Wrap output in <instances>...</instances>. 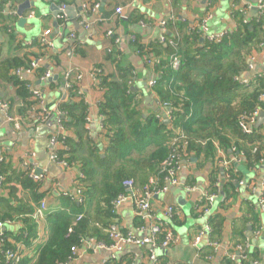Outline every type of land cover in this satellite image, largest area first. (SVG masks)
I'll return each instance as SVG.
<instances>
[{"label": "crops", "instance_id": "0c3cea01", "mask_svg": "<svg viewBox=\"0 0 264 264\" xmlns=\"http://www.w3.org/2000/svg\"><path fill=\"white\" fill-rule=\"evenodd\" d=\"M22 1L24 0H8L6 4H1L0 0L2 7L0 14L5 17L0 20V65L13 58L26 62L42 59L38 66V71L43 69L42 74L39 73V77L33 74L28 80L34 87L43 91L48 106L69 100V93L64 90V77L67 72L81 75L80 80L73 79L79 95L87 105L86 136L94 142L98 153H101L106 145L103 137L104 118L99 111L105 94V90L98 86L97 77L100 73L111 77L114 83L122 84L126 81L127 89L137 103L136 109L143 119L154 116L170 125L171 122L167 121L165 115L166 107L159 102L154 88L149 86V83L156 80L160 74L159 67L150 65V61L159 59L170 63V58L174 54L179 58L178 42L185 37L193 38V34L198 33L202 43L205 39L199 31V23L207 13L211 15L208 22L209 33L214 35L232 33L236 28L235 12L241 13L244 22L249 23L260 17L258 3L264 2V0H100L97 11L91 13L90 6L93 0H32L37 6L24 13L27 22L22 28H18V18L13 12H16L17 4ZM61 4L67 7L65 22H59L49 10L51 5L58 7ZM117 9L122 10L121 15L116 13ZM31 13L32 17L28 18ZM162 21L170 22L169 26L166 24L164 33L159 25ZM6 22L10 28L9 32L4 33L1 27ZM45 33L52 47L47 48L48 58L43 59L38 56L40 50L35 42H39ZM161 37L165 42H160ZM167 46L175 50L172 55H167L168 53L163 51ZM46 72L50 73V80L41 81ZM263 73L264 61L258 59L253 70H246L239 78L250 80L263 76ZM1 102L8 104L9 114L19 117L23 125L21 130H14L0 111V153H3L5 162L17 173L25 170L21 165L24 155L33 152L39 169L45 171V179L37 193L42 195L40 202L45 203L46 211L41 219H33L36 223L35 238L31 240L29 246L16 244L13 239H9L14 249L19 252V263H22L34 258L38 246L47 241L49 226L46 215L69 210L64 206L65 201L62 199L65 198L62 193L74 192L81 164L78 162L68 168H62L50 163L49 139L55 129L54 119L43 125H29L30 121L24 120L22 116L24 101L17 95L8 78L0 75ZM260 129L264 131V126ZM66 133L67 137L75 138L71 129H66ZM73 148L76 151L77 147ZM77 153L87 158L89 155L87 145L85 144L84 151ZM235 155V152L224 153L217 147L216 150L215 148L209 152L205 150L197 156L190 152L180 161L178 171L180 186L171 188L165 197L152 199L154 214L165 221L180 239L174 246L157 250L161 264H226L227 261H231L230 264H243V261L249 264H253L254 261L264 264V214H261L257 207L262 194L264 165L251 168L244 163V159L237 164L229 163ZM211 180H214V187L219 190L216 191L218 198L209 216L218 215L223 219V231L218 240L220 247L215 252L204 247L208 240L207 236L201 239L200 249L192 245L197 233L205 225L206 218L202 217L200 207L204 191L211 192ZM14 185L17 189L16 197L9 198L6 192L4 196L10 199L16 208L18 207L16 200H19L26 207H32L35 212L40 202L37 204L33 201L34 192L24 190L19 184ZM186 187H195L196 190L188 192ZM166 205L174 207V216L171 220L164 217L163 209ZM117 214L122 229L136 233L140 221L133 215L131 207L126 205ZM253 215H256L257 221L253 220ZM22 219L19 218L18 222H4L0 228V235L17 234L25 227ZM245 219L248 222L243 231ZM257 227L260 229L259 233ZM176 229L179 230V234ZM233 229L243 231L242 239L239 238L241 242L237 245L243 246L246 259L237 253L234 259L226 258L227 253L236 246L232 235ZM147 253V248L130 247L119 254L117 259L122 258V264H151L146 258ZM207 256L211 259L208 260ZM109 261L108 252L85 251L73 264H103Z\"/></svg>", "mask_w": 264, "mask_h": 264}, {"label": "trees", "instance_id": "16d2710c", "mask_svg": "<svg viewBox=\"0 0 264 264\" xmlns=\"http://www.w3.org/2000/svg\"><path fill=\"white\" fill-rule=\"evenodd\" d=\"M6 1L8 0H2L1 4H6ZM0 9L2 11V7ZM2 19L5 17L1 13L0 20ZM234 20L235 30L227 33L219 43H209L206 40L200 43L198 33L193 34V38L185 37L178 42L180 65L176 70L170 68L169 61L161 62L154 92L159 102L173 111L170 125L154 116L143 119L136 109L137 103L127 89L126 81L122 84L114 83L111 77L100 73L97 77L98 86L105 90V94L99 111L104 118L103 137L106 140L101 153H98L94 142L86 136L87 105L79 95L76 83H73V87L67 92L69 100L60 102L59 109L64 115V128L71 129L75 138L67 137L59 154L70 166L78 162L81 164L85 201L78 205L67 198L62 199L69 210L46 215L49 226L47 241L38 246L34 258L19 264H65L71 256V249L82 241L93 238L108 242L107 230L111 224L118 222V215L113 213L111 203L119 194L125 193L123 182L133 180L139 190L143 189L149 179L160 172L178 130L184 133L187 142L184 151L179 149L181 158L190 152L197 156L205 150H216V147L224 153L234 148L235 154H243L244 163L248 167L264 165L261 162L264 161V131L252 129L250 134H245L238 126L242 115L264 108L259 100L264 94V76L250 79L247 85L238 81L248 68V58L264 49V17L244 23L243 15L235 12ZM9 28L8 22L1 27L4 33L9 32ZM35 44L40 50L38 56L48 58L47 47L40 42ZM163 51L167 55L175 52L171 46H167L165 50L163 48ZM31 62L33 61L13 58L0 65V75L8 78L17 95L24 101L22 116L26 121H31L29 113L34 106L26 89V84L31 82L28 79L20 80L14 75V71L27 68ZM42 71L43 69H37L34 75L39 77ZM123 73L126 74L124 71ZM85 144L89 153L87 158L77 153L84 151ZM74 146L77 147L76 151ZM0 174L4 179L0 186V223L18 222L19 218H23L21 222L25 224L17 234L3 235L2 249L16 251L9 242L10 238L16 244L26 246L35 238L36 223L32 218L34 209L26 207L19 200H16V208L4 193L9 198H15L17 189L14 184H19L24 190L34 192L33 201L38 204L42 198L37 193L40 184L32 182L26 170L15 173L5 160L0 162ZM211 182V193H216L219 189L214 187V180ZM78 217L80 218L77 219ZM253 220L257 221L256 215H253ZM247 222L245 219L243 231ZM208 223L212 228L210 237L220 240L223 219L212 215ZM243 231L232 230L235 245L240 244L238 242H241L239 238L242 239ZM122 260H110L106 264H122ZM230 262L227 261L226 264ZM0 264H5L1 254ZM243 264L249 263L243 261Z\"/></svg>", "mask_w": 264, "mask_h": 264}, {"label": "built area", "instance_id": "2783aa9c", "mask_svg": "<svg viewBox=\"0 0 264 264\" xmlns=\"http://www.w3.org/2000/svg\"><path fill=\"white\" fill-rule=\"evenodd\" d=\"M100 0H93V3L90 6L91 13H95L100 6ZM85 7V6H84ZM258 9L260 12V17L264 16V2L260 1L258 3ZM66 11L67 7L64 4L58 6V14L56 15V19L59 22L66 21ZM117 14L121 15L122 10L117 9ZM13 15H16V12H13ZM32 17V13L28 18ZM211 19L210 13H207L204 18L199 23V31L201 32L203 38L209 43H219L227 33H221L218 35H214L209 33L208 22ZM246 23V22H244ZM166 22L162 21L159 25L161 31L164 33L166 31ZM110 34V33H109ZM73 37V36H72ZM39 42L42 45H45L47 48H51L52 45L50 41L47 39V34H43ZM160 42H165L164 38H160ZM260 59L264 61V49L258 52L255 55H252L248 58V68L247 71L253 70L254 65L257 60ZM42 59H37L29 64L27 68H18L14 71V75L20 80H26L30 76L34 74V72L38 69V66ZM161 60L156 59L154 61H150V65H154V67H160ZM170 68L172 70H176L180 61L177 55H172L170 58ZM264 76V73H263ZM51 77L49 72H46L41 81L47 80ZM75 81L81 79V75L73 74L72 72H67L64 77V90L68 92L72 87ZM238 81L243 84H248V79L238 78ZM156 80H153L149 83L150 87H155ZM26 89L29 92L31 100L34 102V106L30 110L31 121L29 125L37 126L43 125L48 120L54 119L55 129L49 139V161L53 165L62 168L70 167L69 163L65 158L61 157L59 154L60 148H62L65 139L67 138L66 129L62 124V119L64 118L63 113L59 109L60 102L48 106L45 100V95L42 90L34 87L31 83L26 84ZM259 100L264 104V94L259 97ZM167 109L166 118L167 121H172L174 116L171 108L165 106ZM0 111L4 114L6 121L13 127L14 130L19 131L22 129V121L19 117L13 116L8 112V104L5 102L0 103ZM260 111H264V108H257L252 113L247 115H242L239 118L238 126L240 130L245 134H250L254 127L256 117L258 116ZM171 151L168 156L162 162L160 172L155 176L149 179L148 184L141 190H138L133 180H126L123 182V186L125 188V193L119 194L111 203L113 213L118 215V211L128 205L131 207L133 215L140 221V225L136 229V233L128 232L122 229L119 221L113 223L109 226L107 230V240L97 241L93 238L84 240L80 245L75 246L71 249V256L65 264H73L76 259L80 257V255L85 251L98 252L105 251L110 254V260L117 259V256L127 248H147V260L151 264H161L157 250L158 249H167L171 246L176 245L179 242V236L176 235L172 229L166 224L165 221L159 219L153 211L152 207V199L155 197H165L171 188L180 186V182L178 179V171L180 168L181 155L179 149L184 151L187 147V142L185 141L184 133L181 130L176 131V137L172 140L171 143ZM232 152L236 150L234 148L231 149ZM3 153H0V162L4 161ZM243 159V154L236 153L234 158L229 161V163H239ZM264 162V161H261ZM22 167L28 171V178L37 184H42L45 179V171L39 169L36 160L35 154L33 152H28L24 155L22 162ZM84 179V175L82 172H79L77 176V180L75 183L74 192L63 191L62 196L64 198L69 199L70 201L81 205L84 204V195H83V186L82 181ZM3 176L0 174V186L3 182ZM218 186V183L216 184ZM196 190L195 187H186V191L194 192ZM203 200L201 202L200 212L203 218L205 219V225L203 229H200L196 235L195 240L192 245L194 248L200 249V241L204 236H207L208 240L204 247L211 249L212 251H216L220 247V243L217 240H214L210 237L212 233V228L208 223V218L211 215V209L218 198L217 193H211L209 191H204ZM258 211L261 214H264V182L262 186V194L257 202ZM46 211V206L44 202H40L39 207L36 209L33 215V219L38 220L44 216V212ZM164 217L167 219H172L174 216V207L173 205H166L163 209ZM209 216V217H208ZM78 217L77 219H79ZM3 223H0V228ZM257 230V233H259ZM4 244L3 234L0 235V254L4 260L5 264H18L20 261V256L17 251H14L10 248L2 249ZM235 253L238 256L241 255L243 259H246V255L244 253L243 246L236 245L233 247L232 251H229L226 255V258L231 260L234 259ZM207 259L210 260L211 257L207 256ZM106 264V263H103ZM253 264H258V262L254 261Z\"/></svg>", "mask_w": 264, "mask_h": 264}, {"label": "water", "instance_id": "95a60500", "mask_svg": "<svg viewBox=\"0 0 264 264\" xmlns=\"http://www.w3.org/2000/svg\"><path fill=\"white\" fill-rule=\"evenodd\" d=\"M35 6H37V3H35V1L32 0H24L21 3L17 4L16 17L18 18V23H17L18 28H22V25H25L27 22V20L24 18V13L34 8ZM49 10L52 12V15L56 17V15L58 14V7L55 5H51ZM263 126H264V111H260L258 116L256 117V121L253 128L257 130Z\"/></svg>", "mask_w": 264, "mask_h": 264}, {"label": "rangeland", "instance_id": "374dc122", "mask_svg": "<svg viewBox=\"0 0 264 264\" xmlns=\"http://www.w3.org/2000/svg\"><path fill=\"white\" fill-rule=\"evenodd\" d=\"M75 156H77V155L75 154ZM176 232L179 234V230L178 229H176Z\"/></svg>", "mask_w": 264, "mask_h": 264}]
</instances>
